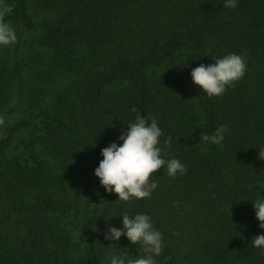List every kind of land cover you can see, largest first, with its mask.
Wrapping results in <instances>:
<instances>
[{
    "label": "trees",
    "instance_id": "1",
    "mask_svg": "<svg viewBox=\"0 0 264 264\" xmlns=\"http://www.w3.org/2000/svg\"><path fill=\"white\" fill-rule=\"evenodd\" d=\"M0 21L17 36L0 46V264H103L118 244L141 255L104 238L125 212L162 233L156 264H264L251 243L264 233L251 201L264 197V0H0ZM230 52L246 72L210 97L191 68ZM133 107L187 171L162 166L150 197L125 202L93 172ZM221 124L222 144L203 147Z\"/></svg>",
    "mask_w": 264,
    "mask_h": 264
},
{
    "label": "clouds",
    "instance_id": "2",
    "mask_svg": "<svg viewBox=\"0 0 264 264\" xmlns=\"http://www.w3.org/2000/svg\"><path fill=\"white\" fill-rule=\"evenodd\" d=\"M237 3L238 0H225V7L235 8ZM16 39L15 29L9 23L0 21V46L13 44ZM211 58L212 63H200L190 71L192 82L210 97L219 96L227 87L233 86L244 76L247 68L244 54L230 52ZM131 111L136 113L135 118L126 124V128L122 127L116 140L101 148L102 159L93 172L105 191L118 194L116 200L125 202L150 197L157 187L156 181L150 180V174L162 166L170 177L187 171L178 158L165 159L161 155L171 146V137L163 140L165 147L162 148L159 138L163 136V131L157 119L141 115L135 107ZM228 131V127L221 124L211 134L200 135V140L205 142L203 147L206 148L208 143L221 145ZM257 149L259 159L264 160V147ZM251 201L259 227L264 229V197ZM114 216L121 217V226L108 225L104 238L116 243L124 236L130 243L139 244L143 254L133 256L128 250L113 251L108 255V264H156L155 258L163 248L162 233L153 226L151 217L143 212L132 216L127 212ZM251 243L253 247L264 249V233L255 235Z\"/></svg>",
    "mask_w": 264,
    "mask_h": 264
},
{
    "label": "rangeland",
    "instance_id": "3",
    "mask_svg": "<svg viewBox=\"0 0 264 264\" xmlns=\"http://www.w3.org/2000/svg\"><path fill=\"white\" fill-rule=\"evenodd\" d=\"M10 116H18V115L14 114V115H10ZM122 250H124V249L121 247L120 244L108 248L103 254L104 255L103 264H108V259L107 258H108V255L111 252H113V251L120 252Z\"/></svg>",
    "mask_w": 264,
    "mask_h": 264
}]
</instances>
